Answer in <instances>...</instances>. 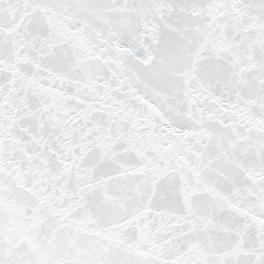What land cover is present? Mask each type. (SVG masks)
<instances>
[{
	"label": "snow or ice",
	"instance_id": "1",
	"mask_svg": "<svg viewBox=\"0 0 264 264\" xmlns=\"http://www.w3.org/2000/svg\"><path fill=\"white\" fill-rule=\"evenodd\" d=\"M0 264H264V0H0Z\"/></svg>",
	"mask_w": 264,
	"mask_h": 264
}]
</instances>
